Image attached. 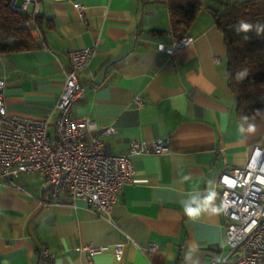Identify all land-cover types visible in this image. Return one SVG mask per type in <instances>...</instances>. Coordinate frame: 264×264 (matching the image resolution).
Instances as JSON below:
<instances>
[{
    "label": "crops",
    "instance_id": "0c3cea01",
    "mask_svg": "<svg viewBox=\"0 0 264 264\" xmlns=\"http://www.w3.org/2000/svg\"><path fill=\"white\" fill-rule=\"evenodd\" d=\"M206 1L223 7L242 0ZM33 8L27 5L24 13ZM38 8L44 47L0 53L7 113L49 115L70 69L69 51L93 47L78 73L85 91L73 114L114 127L107 138L112 152L126 153L135 139H163L167 150L132 158L133 178L119 190L109 217L97 216L81 200L42 203L36 173L20 174V188L0 184V264H208L223 258V212L193 219L180 201L206 192L211 179L220 205L218 174L243 166L254 144L264 147V116L236 118L223 35L209 11L201 8L174 36L164 0H39ZM182 36L192 40L172 54L160 50ZM241 123L254 124L255 131L241 133ZM118 242H124L120 261L111 250ZM89 243L109 249L89 259L78 248ZM43 249L53 256L42 260Z\"/></svg>",
    "mask_w": 264,
    "mask_h": 264
},
{
    "label": "built area",
    "instance_id": "2783aa9c",
    "mask_svg": "<svg viewBox=\"0 0 264 264\" xmlns=\"http://www.w3.org/2000/svg\"><path fill=\"white\" fill-rule=\"evenodd\" d=\"M29 4L34 8L24 24L39 46L44 47L42 31L34 19L40 13L39 0H22L20 5L12 0L11 6L24 13ZM75 6L81 8L79 3ZM191 40L188 36L177 37L169 45L160 44V50L172 54ZM94 53L93 47L69 51L70 69L64 75L58 100L45 117L8 114L3 96L5 81L0 78V184L20 188L16 182L20 174L36 173L41 180L42 203L73 205L81 200L97 216L109 217L119 190L133 178L132 158L147 152H164L167 146L163 139L150 143L135 139L126 153L112 152L107 138L116 133L114 127H99L90 117L73 114L74 105L85 91L78 73L88 66ZM91 85L96 82L92 80ZM134 101L138 106L144 104L139 97ZM217 185L221 189L220 204L228 205L223 212L227 219V250L223 258L208 264H264V147L254 144L246 163L220 172ZM78 248L90 259L109 246L89 243ZM147 249L154 247L149 244ZM111 250L115 260L120 261L124 242L113 244ZM39 256L45 260L53 254L43 249Z\"/></svg>",
    "mask_w": 264,
    "mask_h": 264
},
{
    "label": "trees",
    "instance_id": "16d2710c",
    "mask_svg": "<svg viewBox=\"0 0 264 264\" xmlns=\"http://www.w3.org/2000/svg\"><path fill=\"white\" fill-rule=\"evenodd\" d=\"M169 15V31L175 36L186 30L205 7L222 33L226 47L225 79L234 95V112L239 121L264 116V0L234 1L223 7L206 0H164ZM12 0H0V53L31 50L39 43L24 22L30 15L15 10ZM43 15H35L42 28ZM250 24L248 31H238L239 24ZM42 30V29H41ZM152 28L150 32L161 33ZM247 69V76L237 73Z\"/></svg>",
    "mask_w": 264,
    "mask_h": 264
},
{
    "label": "clouds",
    "instance_id": "9594fccd",
    "mask_svg": "<svg viewBox=\"0 0 264 264\" xmlns=\"http://www.w3.org/2000/svg\"><path fill=\"white\" fill-rule=\"evenodd\" d=\"M252 25L244 23L239 24L238 31H248L250 30ZM247 76V69H242L237 73V77L239 79H244ZM239 131L241 133L244 132H254L255 125L248 123L247 128H245L244 123L239 125ZM185 180L189 179V177H184ZM225 182H227L225 180ZM217 192L215 190V182L211 179L207 181V189L206 192H196L195 194L189 193L185 199L180 201L183 212L186 216L190 218H197L202 214L209 215H219L222 212L226 211L227 204L222 202L220 205L215 203L217 198Z\"/></svg>",
    "mask_w": 264,
    "mask_h": 264
},
{
    "label": "snow or ice",
    "instance_id": "6c2138e0",
    "mask_svg": "<svg viewBox=\"0 0 264 264\" xmlns=\"http://www.w3.org/2000/svg\"><path fill=\"white\" fill-rule=\"evenodd\" d=\"M230 183H234V182H230Z\"/></svg>",
    "mask_w": 264,
    "mask_h": 264
},
{
    "label": "rangeland",
    "instance_id": "374dc122",
    "mask_svg": "<svg viewBox=\"0 0 264 264\" xmlns=\"http://www.w3.org/2000/svg\"><path fill=\"white\" fill-rule=\"evenodd\" d=\"M18 3V2H17Z\"/></svg>",
    "mask_w": 264,
    "mask_h": 264
}]
</instances>
